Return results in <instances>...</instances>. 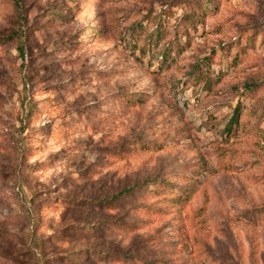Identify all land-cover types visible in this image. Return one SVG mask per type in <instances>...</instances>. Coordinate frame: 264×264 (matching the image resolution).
<instances>
[{
    "label": "rangeland",
    "instance_id": "rangeland-1",
    "mask_svg": "<svg viewBox=\"0 0 264 264\" xmlns=\"http://www.w3.org/2000/svg\"><path fill=\"white\" fill-rule=\"evenodd\" d=\"M196 1L0 0V264H264V0Z\"/></svg>",
    "mask_w": 264,
    "mask_h": 264
},
{
    "label": "trees",
    "instance_id": "trees-1",
    "mask_svg": "<svg viewBox=\"0 0 264 264\" xmlns=\"http://www.w3.org/2000/svg\"><path fill=\"white\" fill-rule=\"evenodd\" d=\"M19 1L20 0H14V2L16 4H19ZM196 2L198 3L197 4V10L199 11L198 14H203L202 11L205 9V5L208 1L207 0H197ZM19 51L21 52V55H22L23 50L21 47H19ZM196 69H198V67ZM247 88H251V86H247ZM241 112H242V110L240 108V104L237 102L236 105L233 107L232 113H231L229 120H228V124H227L228 125V131L230 130V128L233 124H235V125L237 124V119H238L239 115L241 114ZM227 133H229V132H227ZM128 190L129 189L127 188V189L121 190L119 193L127 195Z\"/></svg>",
    "mask_w": 264,
    "mask_h": 264
}]
</instances>
